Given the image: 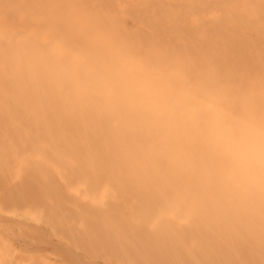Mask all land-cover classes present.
Instances as JSON below:
<instances>
[{
  "label": "rangeland",
  "instance_id": "1",
  "mask_svg": "<svg viewBox=\"0 0 264 264\" xmlns=\"http://www.w3.org/2000/svg\"><path fill=\"white\" fill-rule=\"evenodd\" d=\"M126 61L264 105V0H0V264H264V220L201 203L98 100Z\"/></svg>",
  "mask_w": 264,
  "mask_h": 264
},
{
  "label": "clouds",
  "instance_id": "2",
  "mask_svg": "<svg viewBox=\"0 0 264 264\" xmlns=\"http://www.w3.org/2000/svg\"><path fill=\"white\" fill-rule=\"evenodd\" d=\"M91 86L104 106L118 111L170 163L194 176L201 203L264 220V105L193 97L135 61L119 63Z\"/></svg>",
  "mask_w": 264,
  "mask_h": 264
}]
</instances>
